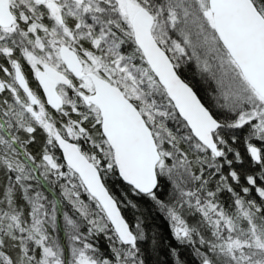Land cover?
Returning a JSON list of instances; mask_svg holds the SVG:
<instances>
[{"label": "snow or ice", "instance_id": "obj_1", "mask_svg": "<svg viewBox=\"0 0 264 264\" xmlns=\"http://www.w3.org/2000/svg\"><path fill=\"white\" fill-rule=\"evenodd\" d=\"M0 264H264V0H0Z\"/></svg>", "mask_w": 264, "mask_h": 264}, {"label": "trees", "instance_id": "obj_2", "mask_svg": "<svg viewBox=\"0 0 264 264\" xmlns=\"http://www.w3.org/2000/svg\"><path fill=\"white\" fill-rule=\"evenodd\" d=\"M201 95H203V93L201 92L200 93ZM39 139V138H38ZM39 145H34L30 150L33 151V153L35 154L36 152V149ZM129 215H131L129 213ZM148 227H156L159 229L160 233H161V236H162V240L163 241H169L171 242L173 245L175 244L174 241H172L171 239V234H170V231H169V228H168V225H167V222L164 221V219L160 216H155L150 224L148 225Z\"/></svg>", "mask_w": 264, "mask_h": 264}, {"label": "flooded vegetation", "instance_id": "obj_3", "mask_svg": "<svg viewBox=\"0 0 264 264\" xmlns=\"http://www.w3.org/2000/svg\"><path fill=\"white\" fill-rule=\"evenodd\" d=\"M25 71L27 72L28 69L26 68ZM31 86H32L33 88H35V87H36V83H35L34 81H32Z\"/></svg>", "mask_w": 264, "mask_h": 264}]
</instances>
